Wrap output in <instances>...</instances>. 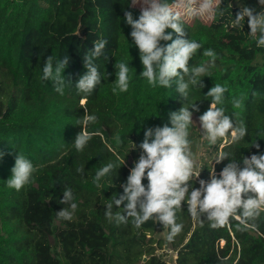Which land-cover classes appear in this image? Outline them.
Here are the masks:
<instances>
[{"label":"trees","instance_id":"16d2710c","mask_svg":"<svg viewBox=\"0 0 264 264\" xmlns=\"http://www.w3.org/2000/svg\"><path fill=\"white\" fill-rule=\"evenodd\" d=\"M130 3L0 0V152L4 153L0 157V264H170L156 254L157 247L162 249L165 244L176 254L174 264H264V213L256 221L258 231H238L236 221L212 229L207 220H193L183 202L177 212L183 231L172 243L153 237L157 232L167 236L169 231L154 220L136 229L131 220L117 225L105 218V206L123 194L121 185L141 154L144 130L169 123L170 112L182 104L196 103L199 111L193 115L199 118L211 104L207 92L217 83L229 90L224 104L218 106L247 126L244 140L223 151L237 160L264 153V135H258L264 132V48L256 47L250 30L231 27L232 16L241 5L260 11L258 0H223L225 14H217L211 24L184 22L185 38L203 44L190 66L208 67V76L201 77L205 87L190 86L188 101L181 100L175 84L152 87L140 76L139 50L124 19L125 11L136 19L140 10ZM98 39L108 41L104 50L108 59L95 60L102 82L86 95L78 92L75 83L86 71L84 55ZM206 48L217 53L214 66L202 54ZM50 55L54 60L69 58L63 75L71 82L66 81L63 95L55 91L53 81L41 79ZM122 60L130 66L129 88L113 93L115 64ZM233 97L242 98L239 109L233 107ZM85 110L98 119L87 126L93 137L78 152L74 141L82 131ZM189 134L195 135L193 126ZM117 136L122 143H117ZM255 142L259 150L251 146ZM18 153L37 169L20 191L6 184ZM109 162L121 167L97 188L93 177ZM228 162L214 164L217 174ZM82 166L84 173L80 174L77 169ZM203 168L200 178L208 180L211 167ZM142 182L148 183L147 179ZM192 184L199 187L198 180ZM64 188L72 189L78 204L72 221L56 217L66 207L59 203ZM123 206L114 205L113 212L122 211Z\"/></svg>","mask_w":264,"mask_h":264},{"label":"clouds","instance_id":"9594fccd","mask_svg":"<svg viewBox=\"0 0 264 264\" xmlns=\"http://www.w3.org/2000/svg\"><path fill=\"white\" fill-rule=\"evenodd\" d=\"M223 0H131L130 7L139 5L140 14L134 19L131 11L124 12V19L131 27L130 36L139 50L143 71L140 76L146 79L152 87L171 88L175 84L181 100H189V89L204 88L201 77L208 76V67L204 64L190 66V61L203 48V44L195 39L185 38L188 34L184 22L194 19L214 21L217 14L224 16L221 8ZM261 10L241 5L231 20V27L243 29L245 18L250 29L249 36L255 41L257 48H264V0H258ZM171 29V32L166 30ZM173 33L176 38H173ZM78 35V33L76 34ZM171 43H162L168 42ZM108 41L98 39L94 47L83 57V67L86 71L79 77L75 87L80 93L91 95L101 84L102 77L95 63L101 56L107 60L105 48ZM204 57L211 58L210 64L215 65L217 53L206 48ZM69 64V58L64 56L56 59L50 55L44 62L41 79L51 80L55 91L64 94L66 80L63 75ZM116 79L113 93L127 92L130 84V66L125 61L115 64ZM228 88L219 83L212 86L206 96L211 97L210 107L199 116V128L203 139L208 145L215 146L221 141L220 150L214 161L219 164L224 160L229 162L217 174L213 163L209 170L210 178L201 179L204 169L198 163L192 151V141L189 139V128L195 123L193 113L199 111L196 103L187 106L182 104L178 111L169 114V123L163 126L147 127L143 132V141L139 144L141 154L134 167L130 169L126 183L122 184L123 194L112 197L105 206V218L117 225H127L129 220L133 227L140 229L149 220H154L168 229L166 240L174 242L183 231L184 225L177 222V212L183 209L186 202L187 211L193 220L209 222V227L219 229L237 222V230L258 231L256 221L264 213V153L243 156L240 160L230 158L225 146L237 144L247 136V126L243 121L236 122L226 114L223 106ZM232 105L239 109L242 98H232ZM97 116L90 115L85 110L82 118V131L75 138L74 146L82 152L92 139L93 134L86 129L89 124L97 122ZM196 124V123H195ZM264 135V132L258 133ZM117 143H122L119 136ZM134 144V143H133ZM251 146L257 150L260 144ZM136 145L134 144L135 148ZM4 153L0 152V157ZM241 162L242 165L241 166ZM125 163L123 161L122 165ZM113 162L99 168L93 177V184L101 187V180L110 176L120 168ZM37 171L33 163L18 153L11 169L12 175L6 181L7 187L20 191L29 184L33 173ZM84 173V167L77 169ZM147 179L148 183L142 182ZM199 182V187H193L192 182ZM191 189V190H190ZM71 188H64L63 198L59 203L66 205L58 212V220L72 221L78 204ZM122 211L113 212V206ZM205 217V219H202Z\"/></svg>","mask_w":264,"mask_h":264},{"label":"rangeland","instance_id":"374dc122","mask_svg":"<svg viewBox=\"0 0 264 264\" xmlns=\"http://www.w3.org/2000/svg\"><path fill=\"white\" fill-rule=\"evenodd\" d=\"M175 2V1H174ZM135 8L139 9V5L135 6ZM233 19L235 18L232 16ZM199 20L204 24H211L212 21H206V20H200V19H194ZM194 20L191 21H185L187 23H192ZM244 31L250 30L247 24V18H245V23L243 29ZM83 103V102H82ZM194 123L192 126L194 128L195 135L189 136V139L192 141V151L194 155L196 156L198 163L204 167V165H209V167L213 166L215 164V157L218 154L220 150V143L217 144L218 148L215 146L208 145L207 141L203 139L202 132L199 128V118L196 115H193ZM157 240H164L166 239V233L165 232H157L154 236ZM166 243V242H165ZM220 245H223V242H220ZM156 254L160 255L163 260H165L167 263L174 264L176 259V254L174 251H172L170 248H168V245L165 244L162 249L157 247Z\"/></svg>","mask_w":264,"mask_h":264}]
</instances>
